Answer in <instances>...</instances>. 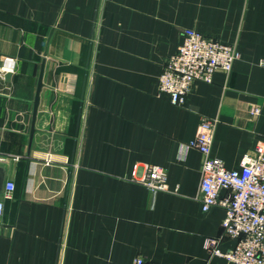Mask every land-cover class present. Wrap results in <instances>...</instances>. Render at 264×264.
<instances>
[{
    "label": "crops",
    "instance_id": "obj_1",
    "mask_svg": "<svg viewBox=\"0 0 264 264\" xmlns=\"http://www.w3.org/2000/svg\"><path fill=\"white\" fill-rule=\"evenodd\" d=\"M186 29L241 56L178 106L159 78ZM203 117L228 169L264 141V0H0V264H231L206 246L226 212L199 200Z\"/></svg>",
    "mask_w": 264,
    "mask_h": 264
},
{
    "label": "built area",
    "instance_id": "obj_2",
    "mask_svg": "<svg viewBox=\"0 0 264 264\" xmlns=\"http://www.w3.org/2000/svg\"><path fill=\"white\" fill-rule=\"evenodd\" d=\"M240 56L236 44L186 29L178 51L164 63L158 92L168 94L173 104L184 105L197 82L212 83L219 71L229 76ZM218 122L203 117L195 139L189 143L203 156L199 196L203 210L220 207L226 212L221 236L209 238L206 246L212 255L222 256L231 264H264V141L243 156L239 169H228L223 160L212 154ZM6 160L0 156V162ZM138 172L137 166L134 181L152 192L169 190L167 173L161 166L147 164L142 176ZM15 188L14 182H7L6 196H11ZM4 211L5 205L0 199V218ZM225 238L235 240L236 246L222 253L218 245ZM132 264L146 262L138 257Z\"/></svg>",
    "mask_w": 264,
    "mask_h": 264
},
{
    "label": "water",
    "instance_id": "obj_3",
    "mask_svg": "<svg viewBox=\"0 0 264 264\" xmlns=\"http://www.w3.org/2000/svg\"><path fill=\"white\" fill-rule=\"evenodd\" d=\"M41 87H42V81L39 82L38 92H37V96H36V100H35V109H34L35 117H36L37 109H38V105H39V93H40Z\"/></svg>",
    "mask_w": 264,
    "mask_h": 264
}]
</instances>
